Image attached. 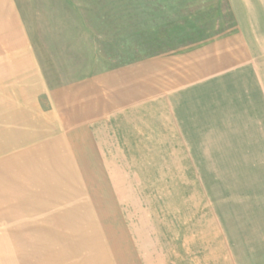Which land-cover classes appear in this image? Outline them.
<instances>
[{
    "label": "rangeland",
    "instance_id": "rangeland-1",
    "mask_svg": "<svg viewBox=\"0 0 264 264\" xmlns=\"http://www.w3.org/2000/svg\"><path fill=\"white\" fill-rule=\"evenodd\" d=\"M7 60L0 264H264V0H0Z\"/></svg>",
    "mask_w": 264,
    "mask_h": 264
},
{
    "label": "crops",
    "instance_id": "crops-1",
    "mask_svg": "<svg viewBox=\"0 0 264 264\" xmlns=\"http://www.w3.org/2000/svg\"><path fill=\"white\" fill-rule=\"evenodd\" d=\"M6 64H9L10 67L4 68ZM11 66H12L11 60H7L4 63H0V93L1 94L15 93V89H17V84H15V79L13 78L16 76V73H14V70H12Z\"/></svg>",
    "mask_w": 264,
    "mask_h": 264
}]
</instances>
